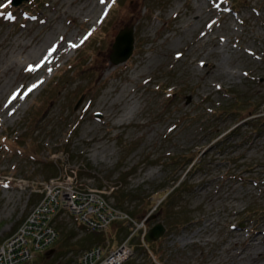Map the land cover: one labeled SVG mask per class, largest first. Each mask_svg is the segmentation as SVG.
Returning a JSON list of instances; mask_svg holds the SVG:
<instances>
[{
  "label": "rangeland",
  "instance_id": "1",
  "mask_svg": "<svg viewBox=\"0 0 264 264\" xmlns=\"http://www.w3.org/2000/svg\"><path fill=\"white\" fill-rule=\"evenodd\" d=\"M0 4V241L40 196L41 178L63 174L81 186L105 188L138 220L156 213L148 226L157 219L165 224L152 242L136 232L132 255L122 264H264V232L256 230L264 210L245 214L252 204H264V181L226 174L232 168L245 175L264 169V127L247 131L246 140L214 143L217 133L244 117L236 120L235 112H219L218 105L240 95L243 102L260 100L264 110V0ZM50 24L56 28L41 52L24 64L25 43ZM124 24H133V49L113 61L111 44ZM88 33L78 48L69 47ZM53 45V55L35 67ZM120 87L133 94L137 108L106 116ZM14 93L6 107L3 100ZM194 152L204 161L187 173L192 186L168 208L170 214L182 208L189 219L169 227L171 217L157 213L154 204ZM172 154L176 161L168 159ZM54 224L51 250L17 264H70L93 244L117 246L133 229L122 219L91 229L65 209ZM254 231L252 242L242 241Z\"/></svg>",
  "mask_w": 264,
  "mask_h": 264
},
{
  "label": "built area",
  "instance_id": "2",
  "mask_svg": "<svg viewBox=\"0 0 264 264\" xmlns=\"http://www.w3.org/2000/svg\"><path fill=\"white\" fill-rule=\"evenodd\" d=\"M40 197L31 204L15 230L0 241V264H17L31 259L35 252L49 246L58 231L54 216L68 209L88 227L102 229L115 219L132 223L131 232L115 247L104 248L96 244L85 248L70 264H121L133 250V234L143 237L145 217L137 221L127 210L118 206L99 186H81L70 175L55 174L41 178Z\"/></svg>",
  "mask_w": 264,
  "mask_h": 264
},
{
  "label": "trees",
  "instance_id": "3",
  "mask_svg": "<svg viewBox=\"0 0 264 264\" xmlns=\"http://www.w3.org/2000/svg\"><path fill=\"white\" fill-rule=\"evenodd\" d=\"M235 100L229 103L228 105L220 104L217 106V110L219 112L222 111H231L235 112V117L236 120L243 117L240 120L235 121L234 124L230 125L226 129H224L221 133H217L214 138V143L216 145L224 144L225 140H235V137L241 138L245 137L250 138L249 135L251 133L247 131H256L259 129H262L264 127V110L262 111L261 108L258 106V103L260 100H249L247 102H243L240 99V95L235 96ZM252 102V103H251ZM259 107V108H258ZM249 124V128H243L242 124ZM209 129L211 128V125L208 124ZM217 129V128H216ZM249 129V130H247ZM217 132V131H216ZM219 132V131H218ZM185 154V153H184ZM183 154V155H184ZM176 156L172 154L168 159L171 161H176ZM182 157V156H178ZM185 163L182 171H180L174 178V180L170 183L171 187L170 188H164L163 191L160 194H163L161 198L157 201L155 209H157V213H163V216L168 218V225L169 227H173L175 225H181L185 223L189 218H186L183 215V209H176V211L172 212L171 214L169 212V207L173 206L172 200L176 197L180 198L184 196L183 191L186 192L190 186H192L193 181L188 179L187 173L190 172L193 168L197 167L201 163H203V157L200 155H196V152L192 153L191 155L189 154L186 159L182 160ZM246 163L249 161L246 160ZM262 166H264V160H260ZM226 172V171H225ZM227 175H237L240 178H246V177H255L254 179H259L262 178L264 181V169L260 168V170L256 169L253 171V173H250L249 175H245L242 172V169L237 168L234 169L232 168L231 170L226 172ZM118 200L121 202L123 201V197H118ZM264 210V204H259V202H256L252 204V206L248 207L245 210L250 212L251 214H256ZM135 211V209H131V212ZM152 242V241H149ZM51 247L45 249V254L49 252ZM46 258V257H45ZM40 264H52L48 259L45 261H41Z\"/></svg>",
  "mask_w": 264,
  "mask_h": 264
},
{
  "label": "bare ground",
  "instance_id": "4",
  "mask_svg": "<svg viewBox=\"0 0 264 264\" xmlns=\"http://www.w3.org/2000/svg\"><path fill=\"white\" fill-rule=\"evenodd\" d=\"M94 8H95V6H93L92 7V9L94 10ZM52 23V22H51ZM55 24V23H54ZM54 24H50V25H47V27L46 28H48L49 27V29H48V31H47V29L45 30V31H43V32H40L39 34H37V35H35L32 39H31V41H28L27 43H25V46H26V50H25V52L23 53V59H24V64H30V62H31V59H32V55L33 54H37L39 51L41 52V49H42V47H43V44L45 43V41L47 40V38L49 37V35H51L50 34V32L52 33L53 31H54V29L56 28L55 26L56 25H54ZM53 30V31H52ZM47 42V41H46ZM24 46V47H25ZM23 50V49H22ZM45 57V56H44ZM15 62H16V60H17V62L19 63V64H22V60L21 59H17V58H14L13 59ZM12 60V61H13ZM12 61L10 62V63H12ZM9 63V64H10ZM207 63V62H206ZM37 66V65H36ZM35 66V67H36ZM210 66L211 67H215L216 65L214 64V63H210ZM208 69H210V68H208ZM125 86V85H124ZM123 86V87H124ZM123 87H120V89H119V91H117V93H116V96L111 100V109L113 108V111H109V112H107V114H105L106 116L107 115H111V114H114L116 111L118 112V110L120 111V109H121V111L123 112V113H134L135 112V110H136V108H137V104L136 103H132V100H131V98H132V96H133V94H128V92H125L124 91V88ZM122 88V89H121ZM12 97V95L9 97L8 96V98H5L3 101H4V105H7V103L9 102V100H10V98ZM118 97H121L122 98V100L120 101V100H118L117 98ZM135 98H137L136 96H135ZM263 220V224L262 225H260V226H257V228H256V230H258L259 229V231H263L264 232V228L262 227V226H264V219H262ZM235 228H237V227H235ZM235 228H233L232 229V232H234L235 231ZM256 232L254 231L253 232V234L251 235V237L249 238V237H247L246 239L244 238V239H242V241H244L245 243H247V242H252V239L253 238H255L256 237ZM237 236V235H236ZM237 240V239H236ZM240 241V240H239ZM241 241V242H242ZM259 241V240H258ZM233 244H235V243H233ZM234 246V245H233ZM232 246V247H233ZM251 246L252 247H250V248H253V247H255V244H251ZM235 247V246H234ZM231 248V247H230ZM257 248V247H256ZM262 248V247H261ZM235 249V248H234ZM245 249V248H244ZM254 250H255V248H254ZM235 251H236V249H235ZM242 251V250H241ZM244 251V250H243ZM239 252H240V249H239ZM238 253V252H237ZM248 254V253H247ZM263 254V253H262ZM261 255V254H260ZM264 255V254H263ZM235 257V256H234ZM249 258L251 257V260L252 259H254V258H257V256H248ZM240 258V257H239ZM254 261V260H253Z\"/></svg>",
  "mask_w": 264,
  "mask_h": 264
},
{
  "label": "water",
  "instance_id": "5",
  "mask_svg": "<svg viewBox=\"0 0 264 264\" xmlns=\"http://www.w3.org/2000/svg\"><path fill=\"white\" fill-rule=\"evenodd\" d=\"M22 0H11L13 4H18ZM134 45V32L133 24H124L116 32L114 40L111 44V50L109 52V57L113 61H119L126 58L133 49ZM157 203V201H156ZM156 213H150L147 215V219L156 217ZM165 230V224L157 219L154 221L145 231L144 239L147 241L156 240ZM51 250V249H50Z\"/></svg>",
  "mask_w": 264,
  "mask_h": 264
},
{
  "label": "snow or ice",
  "instance_id": "6",
  "mask_svg": "<svg viewBox=\"0 0 264 264\" xmlns=\"http://www.w3.org/2000/svg\"><path fill=\"white\" fill-rule=\"evenodd\" d=\"M11 2V0H9V3ZM100 2L103 4V3H105V0H100ZM4 7V5L3 4H0V8H3ZM91 35V33H88L87 35H85L84 37H83V39H81L80 40V43L79 44H74V43H70L69 44V47H71V48H78L79 46H80V44H83L84 43V41L85 40H87L88 39V36H90ZM57 50V46L56 45H53L49 50H48V54L43 58V60L40 62V64L39 65H37L36 67L37 68H39L41 65H43L45 62H47V60H48V57L49 56H52L53 55V53L55 52ZM179 53L177 54V56H178V58H179ZM29 71H33L34 69L33 68H31V67H29V69H28ZM49 71H51V69H49ZM37 87V84H33L31 87H29L28 89H27V91L23 94V96H26L28 93H30V92H32L35 88ZM23 96H21L20 98H23ZM17 97H16V94L14 93L13 95H12V97L10 98V100H9V104H11V102L13 101V100H15ZM6 107H7V105H5ZM10 115H11V113H9Z\"/></svg>",
  "mask_w": 264,
  "mask_h": 264
}]
</instances>
